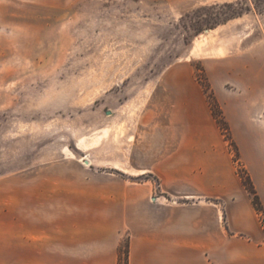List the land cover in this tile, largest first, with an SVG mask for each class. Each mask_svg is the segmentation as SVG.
<instances>
[{
	"label": "rangeland",
	"instance_id": "1",
	"mask_svg": "<svg viewBox=\"0 0 264 264\" xmlns=\"http://www.w3.org/2000/svg\"><path fill=\"white\" fill-rule=\"evenodd\" d=\"M169 156L177 174L237 180L252 204L248 176L264 242V0H0L4 251L14 194L159 186L148 170Z\"/></svg>",
	"mask_w": 264,
	"mask_h": 264
},
{
	"label": "crops",
	"instance_id": "2",
	"mask_svg": "<svg viewBox=\"0 0 264 264\" xmlns=\"http://www.w3.org/2000/svg\"><path fill=\"white\" fill-rule=\"evenodd\" d=\"M175 160L152 163L159 186L110 176L71 189L36 184L25 200L14 194L0 264H118L125 234L128 264H264L263 235L241 183L229 187L204 166L177 174ZM179 194L195 201L178 203Z\"/></svg>",
	"mask_w": 264,
	"mask_h": 264
},
{
	"label": "trees",
	"instance_id": "3",
	"mask_svg": "<svg viewBox=\"0 0 264 264\" xmlns=\"http://www.w3.org/2000/svg\"><path fill=\"white\" fill-rule=\"evenodd\" d=\"M247 181L249 182L248 183L249 187L246 189H247L248 193L253 196L252 205H253L254 209L256 210V212L260 213L262 211V208L260 206L259 198H258V195L254 189V186L252 185L251 180L248 176H247ZM243 185H244V187H246L245 183H243ZM118 264H128V243L126 246V250L124 252H122L121 246H120Z\"/></svg>",
	"mask_w": 264,
	"mask_h": 264
},
{
	"label": "bare ground",
	"instance_id": "4",
	"mask_svg": "<svg viewBox=\"0 0 264 264\" xmlns=\"http://www.w3.org/2000/svg\"><path fill=\"white\" fill-rule=\"evenodd\" d=\"M193 54H194V52H193ZM195 54L197 55V53L195 52Z\"/></svg>",
	"mask_w": 264,
	"mask_h": 264
}]
</instances>
